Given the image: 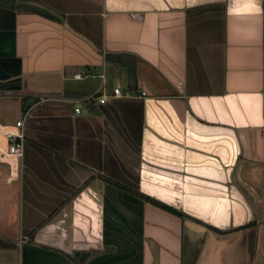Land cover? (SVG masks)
<instances>
[{
  "label": "crops",
  "instance_id": "obj_1",
  "mask_svg": "<svg viewBox=\"0 0 264 264\" xmlns=\"http://www.w3.org/2000/svg\"><path fill=\"white\" fill-rule=\"evenodd\" d=\"M5 101L0 264H264V0H0Z\"/></svg>",
  "mask_w": 264,
  "mask_h": 264
},
{
  "label": "built area",
  "instance_id": "obj_2",
  "mask_svg": "<svg viewBox=\"0 0 264 264\" xmlns=\"http://www.w3.org/2000/svg\"><path fill=\"white\" fill-rule=\"evenodd\" d=\"M75 77H78V75H75ZM113 95L116 97H120L122 96V91L119 88H115L113 91ZM125 95H127V93ZM142 96H145V93H142ZM100 101L104 102L105 98L100 99ZM76 112H79V109H76ZM26 115H27L26 112L23 113V117H26ZM15 126L19 129H22L23 120L17 121L15 123ZM5 137L8 141V153L15 157H21L24 146V136L21 133V131L19 134L13 132H7L5 134Z\"/></svg>",
  "mask_w": 264,
  "mask_h": 264
},
{
  "label": "rangeland",
  "instance_id": "obj_3",
  "mask_svg": "<svg viewBox=\"0 0 264 264\" xmlns=\"http://www.w3.org/2000/svg\"><path fill=\"white\" fill-rule=\"evenodd\" d=\"M10 102L11 101H5L6 105H4L5 107H8L9 110H6V112H4V113L3 112L1 113V110H0V113H1L0 114V121H2V122L10 121L11 120V117H13L12 114L10 113L11 112V109H12V107H15L16 104H19V103H15L16 101H14V103H12L13 105H11ZM17 102H20V101L18 100ZM0 103H4V102H0ZM14 119L15 118H13L12 120H14ZM4 124L6 125V122ZM3 129L6 130V126H3Z\"/></svg>",
  "mask_w": 264,
  "mask_h": 264
},
{
  "label": "trees",
  "instance_id": "obj_4",
  "mask_svg": "<svg viewBox=\"0 0 264 264\" xmlns=\"http://www.w3.org/2000/svg\"><path fill=\"white\" fill-rule=\"evenodd\" d=\"M106 57L110 61H113V62H117L119 64H122L123 63V57H125V56H123V55H117V56H115V55H112V54H108Z\"/></svg>",
  "mask_w": 264,
  "mask_h": 264
},
{
  "label": "water",
  "instance_id": "obj_5",
  "mask_svg": "<svg viewBox=\"0 0 264 264\" xmlns=\"http://www.w3.org/2000/svg\"><path fill=\"white\" fill-rule=\"evenodd\" d=\"M35 103V100H29L28 102L25 103V110H27L31 105Z\"/></svg>",
  "mask_w": 264,
  "mask_h": 264
}]
</instances>
